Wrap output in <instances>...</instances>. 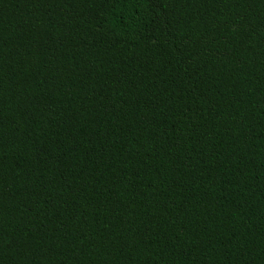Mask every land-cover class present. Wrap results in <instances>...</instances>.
<instances>
[{"label": "trees", "instance_id": "1", "mask_svg": "<svg viewBox=\"0 0 264 264\" xmlns=\"http://www.w3.org/2000/svg\"><path fill=\"white\" fill-rule=\"evenodd\" d=\"M0 264H264V0H0Z\"/></svg>", "mask_w": 264, "mask_h": 264}]
</instances>
